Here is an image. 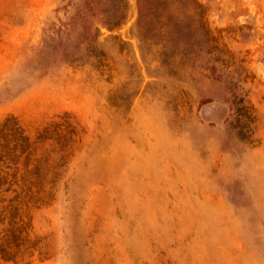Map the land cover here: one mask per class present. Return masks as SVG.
Wrapping results in <instances>:
<instances>
[{
	"label": "rangeland",
	"instance_id": "obj_1",
	"mask_svg": "<svg viewBox=\"0 0 264 264\" xmlns=\"http://www.w3.org/2000/svg\"><path fill=\"white\" fill-rule=\"evenodd\" d=\"M121 1L0 0V264H264V0Z\"/></svg>",
	"mask_w": 264,
	"mask_h": 264
},
{
	"label": "trees",
	"instance_id": "obj_2",
	"mask_svg": "<svg viewBox=\"0 0 264 264\" xmlns=\"http://www.w3.org/2000/svg\"><path fill=\"white\" fill-rule=\"evenodd\" d=\"M125 0H122L118 7V12H123V15H115V19H105L103 24H106L110 28L116 27L123 23L124 19L126 18V15H124V7H125ZM84 20V22L88 21L89 19L87 17H81V20ZM239 118L243 119L245 121H253L255 117V109L254 105L248 96V92H244L241 96V106L239 107ZM12 130V132H11ZM29 135L26 134L24 128L19 125L18 119L15 116H8L1 124H0V175L2 173H7L6 170L7 167H12L13 165H19L23 153L25 149L27 148L26 143L29 142ZM13 142L15 144H13ZM6 177H0V193L2 190L3 185L7 183ZM8 190V188L6 189ZM3 200L0 198V201ZM8 208V205L5 206ZM14 213L11 214L13 224L15 228L19 231V234L15 231V236L18 237L20 234L25 230V225L27 222L23 218H20V220H17V215L15 214V209L13 210ZM5 214V215H4ZM6 213H0V221H5L7 219ZM16 233L18 235H16ZM5 237H3L0 233V252L3 254V257L6 259H13V254L11 252V249L8 248L7 243L5 242Z\"/></svg>",
	"mask_w": 264,
	"mask_h": 264
}]
</instances>
